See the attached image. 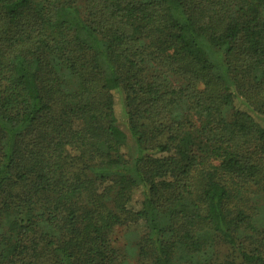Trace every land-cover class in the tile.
<instances>
[{"label":"trees","instance_id":"obj_1","mask_svg":"<svg viewBox=\"0 0 264 264\" xmlns=\"http://www.w3.org/2000/svg\"><path fill=\"white\" fill-rule=\"evenodd\" d=\"M0 264H264V0H0Z\"/></svg>","mask_w":264,"mask_h":264},{"label":"rangeland","instance_id":"obj_2","mask_svg":"<svg viewBox=\"0 0 264 264\" xmlns=\"http://www.w3.org/2000/svg\"><path fill=\"white\" fill-rule=\"evenodd\" d=\"M114 96H115V111H116L117 119L119 121L118 123L122 129H125L126 112L124 105V96L120 91L114 92ZM142 199H143L142 189H139L134 195L133 200L130 203V207L133 210H138ZM142 225H143L142 221H138L137 224L133 226L117 229L116 237L118 238V243L120 245H124L126 243L124 232L127 229L132 228V230L136 231L137 233H140L143 230Z\"/></svg>","mask_w":264,"mask_h":264}]
</instances>
